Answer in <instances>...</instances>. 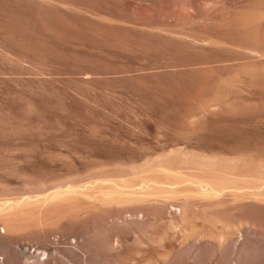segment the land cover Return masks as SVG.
Returning a JSON list of instances; mask_svg holds the SVG:
<instances>
[{
    "label": "bare ground",
    "instance_id": "1",
    "mask_svg": "<svg viewBox=\"0 0 264 264\" xmlns=\"http://www.w3.org/2000/svg\"><path fill=\"white\" fill-rule=\"evenodd\" d=\"M67 1L74 6L87 7L86 11L91 10L88 7L94 8L92 10L100 11L108 21L113 17L116 19L112 20L117 23L120 20L127 24L131 22L129 4L127 10L120 0ZM162 1L174 3V7L187 5V9L195 4L194 0ZM55 3L50 0H0V12L4 18L0 21V32L6 34L7 45L16 48L18 53H24L23 56L30 54L29 56L44 61L52 59L54 62L55 58L58 60L57 56L68 55L66 57L69 58V55H73L72 62L71 58L63 57L64 63L67 60L68 64L69 60L72 63L67 67L63 65L64 68L72 70L71 73L79 70L78 73L82 72L87 76L90 73L119 72L125 65L127 70L134 69L137 52L144 55L142 64L147 66L152 62L149 55L155 60L156 51H164L162 46L161 49L157 45V42L162 43V33H156L157 30L151 32L144 25L138 28L124 23L113 24V21L112 24L110 21V24L103 23L100 19L102 15L98 18L101 22L97 19L92 21L86 18L85 9L80 10L83 13L63 9L64 12L58 6L59 3ZM256 4L263 5L264 0H256ZM184 13L189 15L187 10ZM233 20L238 23L235 29L217 21L207 32L212 36L222 34L225 37L236 35L243 38L251 35L248 31L254 28L251 26L244 30L242 13L236 14ZM45 31L48 38L42 40L38 35L41 33L42 36ZM175 39L176 41H172L177 46H186L188 50L194 47L186 43L183 37ZM127 41L132 47L126 45ZM165 41L167 44V40ZM71 44L73 47L74 44L96 46L100 48L96 50L102 48L111 57L104 54L102 57L99 54L101 52L96 53L88 47L89 51H78V46L76 51H72L69 49ZM174 49L176 51L177 47L174 46ZM10 50L12 51L11 47ZM198 50L203 49L197 48L194 52ZM204 51L205 49L201 53ZM174 52L166 54L173 57ZM175 53L177 55L178 51ZM167 57H161L160 60ZM121 58L134 61L130 64L124 59L121 62L125 65L123 63L121 66L118 62ZM170 59L172 60L169 58V61ZM60 60L62 58L58 61ZM184 61L187 64L188 61ZM60 65L62 64L59 67ZM19 67L21 66L18 65ZM192 71L169 74L167 78L171 83L169 85L165 82L169 85L167 88L164 86L165 91H161L162 86H158V94L161 91L181 103L177 106H170L171 103H168L170 107H166V104L162 109V113L171 118L146 125L160 128L163 133L161 135L156 133L151 139L144 136L139 143L137 138L135 145L136 142L131 144L133 142L122 138L123 135L117 136L121 134L119 129L125 127L121 123L115 122L113 126L112 121L109 122V129L113 126L119 132L116 134L113 130L116 135L113 134L114 137L111 133H105L110 138L105 137L102 132V127L110 120L103 121L102 124H105L100 131L102 135H95L100 130V125L96 123L85 140L75 141L77 148L82 147L83 150V147H89L94 155L89 152L92 158L81 161L80 165L75 158L60 161L54 155V149L60 145H70L61 138L68 131L66 129L63 132L64 127L61 130L64 135L60 132L57 140L50 137L42 139L40 136L26 140L31 151L27 154L22 169L6 168L0 171V180L12 174L21 176L19 174L22 171L25 181V185L14 192H6L0 185V264H264V118L191 120L178 115L183 108H190L186 100L192 94V88L202 84L194 83L190 87V80H187L188 84L178 82L181 77L193 76ZM202 71L206 76L212 71L214 75L215 70ZM209 73L207 77L212 76ZM254 76L261 79L260 73H254ZM161 78L164 79L165 76H160ZM142 80L143 77L139 82ZM196 80L194 79L195 82ZM43 84L45 85H41ZM44 85H39L40 88L33 91L37 94L40 92L39 99H52L53 102V91ZM141 88L136 87L137 91ZM170 97L165 96L166 103ZM33 100L34 98L31 101ZM59 126L58 123H53V129ZM11 144L12 140L9 138L0 139L2 150ZM82 156L81 154V158ZM85 156V159L90 158ZM114 161L120 162V165H115ZM0 162L10 163L4 155H0ZM106 162L114 164L108 166ZM93 167L96 170L86 176H77L85 168L90 170Z\"/></svg>",
    "mask_w": 264,
    "mask_h": 264
},
{
    "label": "rangeland",
    "instance_id": "2",
    "mask_svg": "<svg viewBox=\"0 0 264 264\" xmlns=\"http://www.w3.org/2000/svg\"><path fill=\"white\" fill-rule=\"evenodd\" d=\"M120 1H122L123 5L127 7V10L130 8L128 10L132 15L130 18L131 22H128L130 25H133L135 27L137 26L138 28L143 27L142 25H144L147 26V28H149L151 32H155L157 30L156 33L160 32V35L162 33V41L160 40L162 43L157 42V45L160 46V48L162 46L165 52L172 51V53L170 54H173V52L175 51L174 46H176L177 50L175 52L178 51L177 55H175L176 53L174 52L173 57H171L169 53L168 55L166 54L167 52L165 53L164 51L160 52L159 50H157L154 54L155 60H153V57L151 58V56L149 55V59L152 60V62H149L150 64L144 66L142 63L144 62L143 59H145V57H143L144 55L141 52H137V58H134L135 63H141L140 66L136 64L135 67L138 66L137 68L134 67V69L132 68L130 70H127L125 63L123 62L125 65L123 66V63L121 61L125 59L124 61L126 63L128 62L131 64V62L134 60L129 58H123L122 60L121 58V60L118 61L116 59V61L120 62L119 64L126 69L123 68V70L119 72L112 73H90L91 75L89 74L87 76V74L85 73H78L79 70H74L73 73H71L72 70L64 68L65 66L63 65H66L67 67V65L72 64H70V60L69 64L68 60L65 63L63 61V59L68 55H60V57L57 56L58 60L62 58L60 62L55 58L54 62L51 59L46 60V63V61L41 58L39 59L38 57L35 58L29 56L30 54H27L29 58L27 55L23 56L24 53H18L19 51L16 48L14 49L12 46H10L12 48L11 51L9 45H7L6 43V34L0 32V139L9 138L12 140V144L6 149L2 150V147H0V155L6 156L10 162L9 164H6V162H0V171L6 168H14L16 170L22 169L21 166L27 154L31 151V147L26 144V140L28 138L40 136V138L42 139H46L49 137L50 139H56L59 138L61 134L64 135L63 132H65L66 129H68V131H66L67 134H65L64 137L61 136V138H64V140H66L67 143H70V145L62 144L54 149L53 152L56 158L60 161H68L75 158L78 161V165H80L79 163H81V161H89L92 158L91 155H94L92 150H89V147L85 146L86 148L83 147V150L82 147L77 148L75 146V141L85 140L88 137L87 135H89L90 130H92L91 127L96 123L100 125V130L96 132L95 135L101 134L103 132V134L111 133V136L113 134L115 135V133L117 132L116 130H118L113 127L115 125L114 123H121L125 126L124 128L126 129L120 128L121 130L119 129V132L121 134L117 132L119 134L117 136L122 137L123 135L122 138L131 140L129 141L130 143L133 142L131 144H134L137 141V138L139 143L141 138H144V136L147 139H151V136L157 135L156 133H160V135L163 134L160 132V128H150L146 127V125L158 123L164 121L165 119L171 118L168 117V115L162 113V109L165 108L166 104L171 103L170 106H177L181 104H179L175 98L170 97L168 94L164 95V93L161 92L165 91L163 90L164 86L165 88H167L171 83L170 79L167 78L169 74L178 75L179 72H190L193 70V76L190 75V77L189 75H187L185 76L186 78L181 77L178 82H181V84H188V81L190 80V87L192 85H195L194 83H199L198 85H200L201 83L204 84V87L202 84V86H199L203 88L204 91L197 86H194L195 88L197 87L196 89L192 86V89L194 91L192 90V94L189 95L187 99L190 102L186 100L190 108H183L178 114L184 118H188L191 120L212 118L239 119L245 117H253L255 119L264 118V4H256V0H194V6H189V9H187V5H179L177 7L175 5L174 7V3H165L162 0ZM50 2H56L57 5L59 3L58 6H61L62 10H75L74 12H76L80 11L81 9H85L84 13L86 12V18H89V20L92 21L96 19L98 20V18H100V15H102L100 19L103 21V23L110 24V22L113 21V17H111V20L109 19V22L105 15L99 13L100 11L97 12L98 10H92L94 8L88 7V9H91L94 12H92L91 10L86 11L87 7L83 8L82 6H74V4L72 5L67 0H50ZM178 7H181V10H179ZM185 9L187 10V14L191 15L190 17L189 15H186V13H184L186 11ZM167 10L169 11V14L167 13ZM82 11L77 13H83ZM69 12L71 13V11ZM240 13H242L244 17V20L242 22L243 26L245 27L244 30L249 29V27L251 26L254 28L253 30L248 31L251 32L250 36H244L243 38L236 35L232 37H225L222 34H216L212 36L209 34V32H207L208 28L217 21L221 25L227 24L228 27H232L233 29L237 28L238 23H235L233 17L236 14ZM96 14H99V16H97ZM1 15L0 18H3V15ZM185 16H188L189 18ZM3 20L4 18L0 19V21ZM114 22L116 21H113V24ZM121 23L127 24L120 20L119 24ZM161 28L163 30H161ZM43 32L42 34L44 36H41V33L38 36L41 37V39L43 38L42 40H46L48 38L47 31H45V33ZM181 32L187 35L181 34ZM171 37H174V39H181L183 37L186 43H189V45L191 46L194 45L195 49L194 47H192V49L190 48L188 50V47L186 46H177L173 42L176 41V39L174 40ZM149 38L153 40L152 37ZM2 39L5 41L4 43ZM169 39L170 41H168ZM165 40H167V44L165 43ZM127 42L126 45L132 47L131 43L129 41ZM173 43L175 44L174 46ZM71 45L72 47H69V49L71 48L72 51H76L78 48V51H89L87 50L88 46L84 47L83 45H76L78 47L75 50V44L74 47L73 44ZM67 47L68 46H66V48ZM196 47L198 49H205L204 53H201L203 50H198V52H196L198 54L195 55L196 53L194 51L197 50ZM182 48H186L187 51L184 49L186 51L185 52ZM88 49H90L91 51H95L96 53L101 52L99 53L101 54V56L103 54L104 56L108 55L107 53H105V51H103L102 48L99 51L96 50L100 49L96 46L88 47ZM210 52L212 53L210 54ZM191 53H194V55H192ZM199 53L202 54V56H200ZM184 54H186V57ZM18 55L21 57H19ZM213 55H215V57H212ZM72 56L73 55H69V58H71V62ZM167 56H170L169 58H172V60L170 59L169 61V58ZM192 56L196 59L198 58V60L195 59L194 61V58ZM107 57L111 56L108 55ZM156 57H158L157 60ZM161 57H167L168 61L167 59H162L163 61L160 60ZM216 57H218V59H216ZM8 58L9 60H7ZM69 58L66 57V59ZM210 58L212 59V61L210 60ZM184 60L188 61L187 64ZM48 61H52V63ZM165 61H167V63ZM171 61L175 67H172L173 64L171 65ZM5 64L7 65L5 66ZM59 64L62 65H60L59 67ZM159 64L164 65V67L160 66ZM169 64L171 66H169ZM18 65H20L21 67L18 68ZM211 68L215 70L214 75L213 71L211 72ZM53 69H55V72L53 71ZM202 70H210L211 74L209 72L208 73L212 75L210 76L212 78L207 77L209 76L208 73L205 74L206 76H204ZM254 73H260L261 79H256ZM160 76H165V78L160 79ZM141 77H143L144 80H142V82H139ZM189 77L191 79L193 78V80H191ZM126 79H131V82L126 81ZM194 79H197L196 82L194 81ZM207 79H209V82ZM212 79L214 80L212 81ZM160 80L161 82L163 81V84L160 82ZM41 81H43L42 83H45V85L43 84L44 86H47L45 88H49V90L53 91V95L55 97V99H53V102H51L52 99L47 100L48 102L46 100L43 101L39 99L38 95L40 94V92L37 94V92L33 91L36 88L39 89L40 86H43L41 85ZM203 81L206 83H204ZM108 82H111L112 84ZM165 82L169 83V85L167 84V86ZM140 86L143 87V89ZM158 86L159 88H161L162 86L159 94V91L157 90L159 89ZM136 87L141 88L139 89L141 91H137ZM197 91L201 92L199 93ZM33 94L34 96L38 97H34ZM61 94L63 100L61 98ZM156 94H158L157 98L159 100L157 98H155L154 100ZM150 95L151 97H149ZM159 96H161L162 99H160ZM165 96L166 98L167 96L170 97L168 98L169 101H167V103ZM33 98L34 100L31 101ZM35 98H37V101H35ZM191 102L192 104L190 105ZM169 104L166 107H170ZM106 120L110 121H108V123L106 124L104 123L105 126L102 127V132L100 133L101 126L104 125L102 123L103 121L107 122ZM52 122L58 123L60 125L59 128L57 127L53 129ZM109 122H111V125L113 124L111 129H109ZM106 125L108 127H106ZM62 127H64L63 132L61 131L63 130ZM105 127L108 129H106ZM37 129L39 130L37 131ZM103 129H106V131H104ZM113 130L115 131V133L113 132ZM68 132H70L69 134L71 135H69ZM114 135L112 137H114ZM104 136L110 138V136H108L107 134H105ZM136 144L137 142L135 143V145ZM54 147L55 146H53V148ZM87 148L89 151L87 150ZM89 152H91L92 154ZM81 154L83 155L82 157L84 159L81 158ZM84 154L89 156L90 158L85 159L87 157ZM109 163H107L108 166L113 165L114 163L115 165H120V162L118 163V161H114L113 164L112 162ZM94 170H96V167H93L90 170H88V168H85V170L77 173V176H86L88 173ZM19 175L21 176H13L12 174L10 176L8 175L6 177H2L0 180L1 187L5 189L6 192H14L19 188H22L25 185V181L23 180L24 174H22L21 171V174Z\"/></svg>",
    "mask_w": 264,
    "mask_h": 264
}]
</instances>
